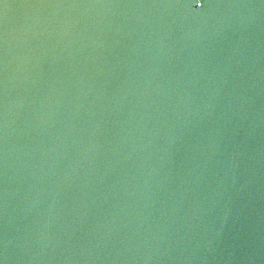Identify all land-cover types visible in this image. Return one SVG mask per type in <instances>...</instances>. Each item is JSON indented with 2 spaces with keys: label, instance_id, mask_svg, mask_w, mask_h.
Masks as SVG:
<instances>
[{
  "label": "water",
  "instance_id": "1",
  "mask_svg": "<svg viewBox=\"0 0 264 264\" xmlns=\"http://www.w3.org/2000/svg\"><path fill=\"white\" fill-rule=\"evenodd\" d=\"M0 264H264V0H0Z\"/></svg>",
  "mask_w": 264,
  "mask_h": 264
}]
</instances>
